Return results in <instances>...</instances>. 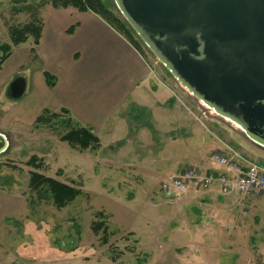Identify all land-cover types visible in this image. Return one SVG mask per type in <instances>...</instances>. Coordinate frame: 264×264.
<instances>
[{
	"label": "rangeland",
	"instance_id": "374dc122",
	"mask_svg": "<svg viewBox=\"0 0 264 264\" xmlns=\"http://www.w3.org/2000/svg\"><path fill=\"white\" fill-rule=\"evenodd\" d=\"M101 2L125 22L113 0ZM49 7V0H0V45L11 44L13 29L31 23L37 27ZM132 38L151 68L156 99H173L185 110L181 112L185 116L172 113V135L178 136V142L185 144L189 137L194 146L205 134L212 138L217 134L213 123H218L250 143L237 126L183 88L133 32ZM32 49L30 36L12 48L0 68V133L9 143L0 155V264H264L263 194L229 195L218 202L216 196L200 195V191L192 198L196 187H190L177 200L164 195L162 186L176 168L195 169L179 160L165 166L163 174L154 173L165 150L158 133L166 130L170 118L142 120L141 110H129L128 123L124 122L129 127L121 122L116 135L111 134L112 128L100 137L93 133L99 148L83 152L59 141L65 128L60 120L34 124L43 111V98ZM17 78L27 88L20 99L10 100L6 91ZM142 124L147 126L146 134L136 136ZM114 140L120 142L110 144ZM250 145L243 148L244 157L240 155L243 164L264 165V150ZM33 158L37 167L30 162ZM33 172L83 195L63 208L38 203L28 189ZM98 213L105 221L106 240L92 231L100 220Z\"/></svg>",
	"mask_w": 264,
	"mask_h": 264
},
{
	"label": "crops",
	"instance_id": "0c3cea01",
	"mask_svg": "<svg viewBox=\"0 0 264 264\" xmlns=\"http://www.w3.org/2000/svg\"><path fill=\"white\" fill-rule=\"evenodd\" d=\"M46 12L39 43L33 45L32 49L33 59L39 63L36 70L37 87L43 98V111L59 113L64 109L76 124L90 128L98 137L111 128V134L116 135L121 122L126 128L129 127L124 123H128L129 110H141L144 115L142 120L155 117L156 122H163L164 117L170 118L172 122L166 125V130L158 133L164 139L165 150L161 153V162L154 168L157 176L165 172L164 167L169 163L172 166L179 160H185L189 167L202 174L225 173L226 169L210 161L214 153L235 161L241 170L254 164L250 161L243 164L240 156L243 148H251L252 142L245 137L250 142L247 143L235 131L221 129L218 123H213L217 134L212 138L205 134L194 146L189 137H186L185 144L178 142V136L172 135L175 133L172 113L185 116L181 113L185 111L181 108L182 104L173 102V99H156L157 85H153L151 68L143 56L98 16L72 8L49 7ZM44 73L52 77V87L47 86ZM199 123L206 127L203 122ZM145 127V124L138 126L136 136L141 133L145 136ZM155 129L148 130L152 133ZM115 142L118 144L120 141H110V144ZM252 144V149L264 150ZM114 153L109 156L111 159ZM259 167L264 169V165ZM176 169L174 172L180 170ZM197 191H200V195L216 196L218 202L229 196L217 186H212L204 191L193 188L192 198L197 197ZM210 202H213V198Z\"/></svg>",
	"mask_w": 264,
	"mask_h": 264
},
{
	"label": "water",
	"instance_id": "95a60500",
	"mask_svg": "<svg viewBox=\"0 0 264 264\" xmlns=\"http://www.w3.org/2000/svg\"><path fill=\"white\" fill-rule=\"evenodd\" d=\"M113 2L183 88L264 149V0ZM25 88L17 78L6 96L18 100ZM8 146L0 133V155Z\"/></svg>",
	"mask_w": 264,
	"mask_h": 264
},
{
	"label": "trees",
	"instance_id": "16d2710c",
	"mask_svg": "<svg viewBox=\"0 0 264 264\" xmlns=\"http://www.w3.org/2000/svg\"><path fill=\"white\" fill-rule=\"evenodd\" d=\"M49 6L53 9L72 8L82 13H93L139 52L138 43L132 38V32L134 33V31L125 20V22H123L115 17L113 13L105 7L101 0H49ZM41 32V19L37 27L31 23L24 26L22 29H13L10 36L11 44L0 45V68L10 57L12 48L25 43L28 37L31 36L33 38V45L37 46ZM44 79L48 87L54 85L53 79L49 74L44 73ZM59 120L65 127L62 134H60V142L66 143L72 150L81 152L86 150L95 151L99 148V141L93 134V131L88 127H82L76 124L64 109L59 113H50L44 110L35 119L34 124H50L53 121ZM30 162L33 166L36 164L34 158L31 159ZM37 166L38 164H36V167ZM28 189L34 200L38 203H49L56 208H63L83 195L79 190L35 172L29 175ZM96 217L100 220L94 223L92 231L96 235L100 233L102 238L106 240L107 228L102 218V213H98Z\"/></svg>",
	"mask_w": 264,
	"mask_h": 264
},
{
	"label": "built area",
	"instance_id": "2783aa9c",
	"mask_svg": "<svg viewBox=\"0 0 264 264\" xmlns=\"http://www.w3.org/2000/svg\"><path fill=\"white\" fill-rule=\"evenodd\" d=\"M210 161L227 171L225 173L202 174L196 169L177 171L162 186V191H168L172 199H179L190 187L208 189L217 186L227 195L249 196L264 194V169L256 164H250L241 170L238 163L227 157L214 153Z\"/></svg>",
	"mask_w": 264,
	"mask_h": 264
}]
</instances>
